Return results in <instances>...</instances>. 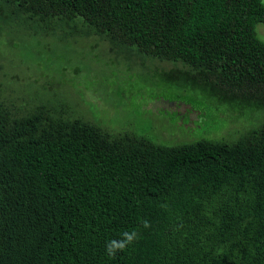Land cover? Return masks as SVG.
<instances>
[{
  "label": "trees",
  "instance_id": "16d2710c",
  "mask_svg": "<svg viewBox=\"0 0 264 264\" xmlns=\"http://www.w3.org/2000/svg\"><path fill=\"white\" fill-rule=\"evenodd\" d=\"M259 22L264 0H0V36L99 35L183 61L169 84L238 113L264 112ZM6 89L0 264H264V121L233 140L160 142L17 106Z\"/></svg>",
  "mask_w": 264,
  "mask_h": 264
},
{
  "label": "rangeland",
  "instance_id": "374dc122",
  "mask_svg": "<svg viewBox=\"0 0 264 264\" xmlns=\"http://www.w3.org/2000/svg\"><path fill=\"white\" fill-rule=\"evenodd\" d=\"M256 30L264 40V22ZM3 32L0 81L17 106L44 103L55 115L82 117L114 133H143L170 143L206 135L233 140L264 121L262 110L217 108L203 95L169 84L163 73L185 66L183 61L112 49L99 35L61 40L57 35ZM17 93L25 100L19 102Z\"/></svg>",
  "mask_w": 264,
  "mask_h": 264
}]
</instances>
